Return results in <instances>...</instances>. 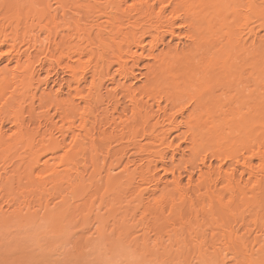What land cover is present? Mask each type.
Masks as SVG:
<instances>
[{
  "label": "bare ground",
  "instance_id": "obj_1",
  "mask_svg": "<svg viewBox=\"0 0 264 264\" xmlns=\"http://www.w3.org/2000/svg\"><path fill=\"white\" fill-rule=\"evenodd\" d=\"M4 1L0 224L42 221L52 229L66 217L69 225L86 218L99 228L112 220L167 261L264 264V0H89L93 23L90 7L69 0ZM165 35L181 47L165 44ZM236 51L250 57L245 76L244 61L240 70L231 59ZM110 56L112 72L111 63H98ZM143 59L152 60L144 81L127 85ZM53 66L68 75L64 100L45 93L48 79L40 75ZM221 87L235 88L226 101L247 91L253 103L247 118L235 123V115L237 134L227 143L215 135ZM180 138L190 151L184 183L172 159L163 163L170 178L155 163ZM124 143L136 146L137 162L116 152Z\"/></svg>",
  "mask_w": 264,
  "mask_h": 264
},
{
  "label": "rangeland",
  "instance_id": "obj_2",
  "mask_svg": "<svg viewBox=\"0 0 264 264\" xmlns=\"http://www.w3.org/2000/svg\"><path fill=\"white\" fill-rule=\"evenodd\" d=\"M1 1H3V0H1ZM5 1H7V0H5ZM5 1H4V3H5ZM69 1L71 3H74V4H81L84 6L87 5L88 8L90 7L91 13H89L88 15L90 16L92 14L93 19L89 23H93L94 16H95V14H93V11L96 10L93 8L94 3H92L89 0H69ZM73 11H74V9H69L66 12L67 13L66 18H68V19L72 18V16H73L72 12ZM90 19L91 18H88V21ZM260 34H262V32H260ZM164 38H165V40H164L165 44H166V42H168L167 40L170 39L169 40L170 42H168V43H169V45H171V48H174L178 45V40L176 38L173 37V39H171L169 37V35L168 36L165 35ZM157 45L158 46H156L155 48L158 50V52L156 49H153L154 54L159 53V51H160L159 49L164 47L163 45H160V43ZM178 47H181V46L178 45ZM236 52L238 53L239 51H236ZM236 52L233 53V55L235 54L236 56L234 55V57H233V55H232L231 59L233 58L232 61L234 62L235 58H237V61L235 60V64L237 66H239V69L241 70V68L243 67L242 64L243 63H244L243 65L246 64V58H248V56L245 52L241 53L242 51H240L239 53H241V54L245 53L244 54L245 56L243 58L245 60H243L242 58L240 59L241 55L239 53H238V55H240V56L238 59V55L236 54ZM262 52H264V50ZM257 57L258 56H255V59H257ZM84 58L86 59V58H88V56H85ZM248 59H250V57ZM63 60H67V59H63ZM105 61H107V62H105ZM105 61H103V62L98 61V63H101V65H103V66L111 63V66H110L111 72L117 68L114 57H111V56L107 57ZM237 62H239V64L242 62L243 63L240 64L241 65L240 66ZM149 65H152V60L151 59L150 60L143 59V61L137 65V68L134 71L135 75L131 76L132 78L129 77V80L126 79V81H125L126 84L129 86H132L134 88L140 86L142 84V82L144 81V78H145L144 73L146 72V66H149ZM3 66H4V63H0V68ZM246 66H247V64L244 66V71H241V72H243L244 76L246 75L247 71H249L248 67H246ZM56 67L57 66L51 67V70L49 69L48 74H41L40 76H41V78H43L46 75L45 77H47V79H48V83H47V86L45 89V93L46 94H48V93L58 94L59 95L58 98L60 101V100H64L66 98L67 87H66L65 81H66V79H68V75L66 73H64L62 69H60L58 67L56 68ZM87 75L89 76V77L86 76L88 78L87 81H90L91 80V78H90L91 74L88 73ZM105 86H107L109 88L110 83L106 82ZM234 91H235V88H230L229 90L227 88H224V90H223V88L221 87V89H217L214 92L215 95H217V99H216L215 103L218 104V111H220L219 112L220 114H218V116L220 117L223 114L221 116L222 118L221 117H220L221 119L219 118L220 120L217 119L218 116L216 117V121H219V123L221 122V127H220V129L217 130V132L215 134V135H218V139L216 141L220 142V143L229 142L230 139L232 140L233 136H235L237 134V132H235V131L233 133H231L232 127H233L232 124H234L233 121L235 119V115L238 117V118L236 117V119H235L236 120L235 123H237V120L239 118H243V117L247 118V116L249 115L248 111L251 109V107H253L252 101L251 100L249 101V99H248L249 97H247L248 96L247 91L240 92L241 94L239 93V97L237 98L238 101H236L237 99L236 100L233 99L234 101L232 100L231 102L226 101L229 97V94L231 96L234 93ZM240 95H242V96H240ZM243 96H246L247 100ZM261 97H264V95ZM239 98H241L242 100L245 99V101L244 100L241 101V99H239ZM218 99L220 101L222 100L221 104H220ZM236 102L239 105V108H241V109H238V105L236 104ZM243 102H244V104H243ZM223 105H224V107H223ZM240 105L243 107H240ZM101 108L103 109V106H99L98 110L101 111L102 110ZM246 108H248V109L246 110ZM96 109H97V107H96ZM238 110H240V111H238ZM228 112H229V114H228ZM237 112L238 113L240 112V113L236 114ZM244 113L247 115L246 116L243 115ZM184 115L186 116L187 112H186V114L184 112ZM178 119H180V117H178ZM222 121H224V122H222ZM231 122H232V124H231ZM180 129L181 130L179 132H181L183 130L182 128H180ZM176 134H178V133L174 131V133L170 134L169 138L171 139ZM147 140H149V139H143L141 144L142 143H144V144L148 143ZM175 143L179 144V148L177 147V148H175V150H172V149L165 150L166 158L163 160L164 162L163 161H161V162L160 161L159 162L154 161L157 164L156 165L157 166L156 171H157L158 175L166 176L167 178H170V174H168V172L164 173V171L167 169V166L165 164L168 165L170 160L172 159L171 162H173L174 165L179 166V168L176 170H177V173L179 172V176L184 183L187 179L188 171L183 169L184 168V162H185V161L183 162V160H186L188 158L187 154H190V151L187 150L189 148V145L182 138L176 139ZM125 145H127V146L125 147ZM115 146L116 145H113V149H115L117 147L116 152H118L119 155H120V153H124L125 151L128 152V153H125L127 155V158H126V155H124V157H123V158H125L124 160H126V161L133 159L134 161L137 162L138 159L140 158L136 154V149H137L136 146L128 145L127 143H124L123 145L121 144V146H116V147ZM125 148L128 150H125ZM120 151H122V152H120ZM134 152H135V154H134ZM60 154H61V151H59V157L61 156ZM115 155H117V153ZM115 155L113 157H109L107 159L106 163H108L111 159H113L115 157ZM128 156H130V157H128ZM185 157H187V158H185ZM100 158H101V156H100ZM124 160H123V162H125ZM153 160H155V159H153ZM206 160H207L206 163H208V162L215 163V162H213L214 159L207 158ZM208 160H211V161H208ZM254 162L256 163L257 161L255 160ZM163 163H165V164H163ZM62 167L63 166L61 164V161H59V168H62ZM106 167H107V165H106ZM237 169L239 170V167H237ZM196 171H197V168H196V170L194 169L193 172H196ZM104 173H105V171H103L102 174L104 175ZM110 195L111 194H109V196ZM112 197H113L112 195L109 198L107 197V201L110 200V198H112ZM95 204H98V202L96 201ZM130 207L132 208V205ZM133 211L134 210L130 211V213H132ZM186 211H187V209H186ZM186 211H184L185 212L184 215H188L189 211L187 213H186ZM106 215H108V213ZM200 216H201V214H200ZM206 218L204 219V222L206 221ZM85 219L86 218H84V219L80 218L79 220H77L73 223L71 222V224L69 225L70 222L67 223L69 218L65 217L61 223L62 227L61 226L56 227L57 226L56 225V226H53L52 229H51V226L46 224V222H42V221H40V222H42V224L40 222H38V223L33 222V223L28 224V225L27 224L21 225V224H19V222L16 221L18 224L17 225L15 223V221H13L16 224V226L13 225L14 224L13 222L9 223V226H8V224L7 225L2 224L4 226H2L0 224L1 225L0 226V264H178V263H174V261H172L171 259H169V261H167L168 259H166V257H164V255H165L164 252L162 254V250L161 251H160V249L155 250V249H157V247H154V246L152 247L151 241L149 242L151 246H149V248L145 249L146 250L145 251L144 247L142 246V243L140 244L137 241V239H134V240H136L135 242L138 244L137 245L134 242V240L132 239L134 234L130 237H129V235L123 236L122 233H119V228L116 227V225H114L115 223L112 220L105 223V226L99 225L100 227L98 228V226L95 225L96 223H94V221L92 219H89V220L86 219V221H84ZM206 222H207V224L203 225V227L207 228V231H210L209 228L212 227V225L210 223H208V219ZM10 224L13 226L11 227ZM107 224H108V227H107ZM26 225H27V227H26ZM109 226H110V228H109ZM1 227H3V228H1ZM18 227H20V228H18ZM105 227H107L108 229L107 228L105 229ZM113 227L115 228V230H114L115 232L112 231L114 229ZM54 228L58 229V231L54 230ZM96 230H98V234L100 232L99 235L102 236V238L97 234V232L95 233ZM106 230H108V231H106ZM136 230L137 229L135 228V231ZM115 233H117V234H115ZM207 233H209V232H207ZM115 235H116V237H115ZM117 237H119L120 241H119V239H117ZM106 238H108V239H106ZM114 239L115 240L117 239V241H114ZM138 240H140V239H138ZM140 242H141V240H140ZM157 251L160 252V254L158 253L159 257H158ZM161 254H162V256H161ZM162 257H164V258H162ZM165 260H166V262H164Z\"/></svg>",
  "mask_w": 264,
  "mask_h": 264
}]
</instances>
